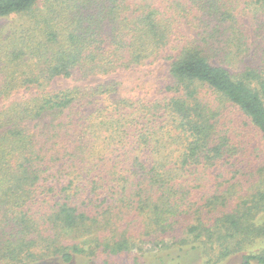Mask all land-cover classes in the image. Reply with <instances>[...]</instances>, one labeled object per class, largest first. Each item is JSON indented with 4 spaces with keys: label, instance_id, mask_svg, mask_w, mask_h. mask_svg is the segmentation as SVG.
<instances>
[{
    "label": "trees",
    "instance_id": "trees-1",
    "mask_svg": "<svg viewBox=\"0 0 264 264\" xmlns=\"http://www.w3.org/2000/svg\"><path fill=\"white\" fill-rule=\"evenodd\" d=\"M4 19L0 264L264 238V0H0ZM161 61L167 96L123 95Z\"/></svg>",
    "mask_w": 264,
    "mask_h": 264
},
{
    "label": "rangeland",
    "instance_id": "rangeland-1",
    "mask_svg": "<svg viewBox=\"0 0 264 264\" xmlns=\"http://www.w3.org/2000/svg\"><path fill=\"white\" fill-rule=\"evenodd\" d=\"M12 20L4 19L0 22L1 25L6 27L11 24ZM17 24V22H16ZM166 64V65H165ZM168 65L165 62H157L153 66L139 68L134 72H126L125 74H120V79H122L126 84V91L123 95L133 98H145L146 100H156L158 98H163L169 93L166 91V86L168 85ZM96 80L90 79L83 81L78 75L75 78L70 79H57L53 82L51 88L54 89H64L69 88L74 85H79L83 83H94ZM35 89L20 90L15 97L28 96L34 94ZM1 102V101H0ZM3 103H0L2 106ZM244 183V182H242ZM245 188H249L251 184L244 183ZM241 192V193H240ZM240 195H245L248 192L243 190L240 191ZM247 192V193H246ZM239 198L234 197L229 206L222 208L220 211L229 213L235 208V201ZM234 200V201H233ZM264 218V212L259 215H255L254 224H262V219ZM240 240H243L240 239ZM210 242V240H207ZM223 246H220V244ZM250 245V244H249ZM229 246L228 242H218L212 247L208 243L207 249H205L206 254L202 255L197 251L189 250L190 248L185 247V249L180 250L173 241L161 244L157 247V244H149L147 241L135 240L131 242L130 249L123 251L121 253H106L102 251L95 252V255L89 254H76L75 259L71 263H66L64 261L60 262L55 259H43L40 261H29L25 264H241L243 257L248 254H263L264 253V238H259L255 240L252 247H247L243 249V252L233 253L229 256H225L226 248ZM91 251H89L90 253ZM253 264H257L254 262Z\"/></svg>",
    "mask_w": 264,
    "mask_h": 264
}]
</instances>
